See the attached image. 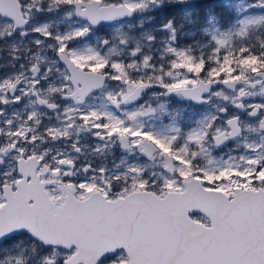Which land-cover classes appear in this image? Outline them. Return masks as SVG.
<instances>
[{
	"label": "snow or ice",
	"instance_id": "6c2138e0",
	"mask_svg": "<svg viewBox=\"0 0 264 264\" xmlns=\"http://www.w3.org/2000/svg\"><path fill=\"white\" fill-rule=\"evenodd\" d=\"M0 264H264V0H0Z\"/></svg>",
	"mask_w": 264,
	"mask_h": 264
}]
</instances>
